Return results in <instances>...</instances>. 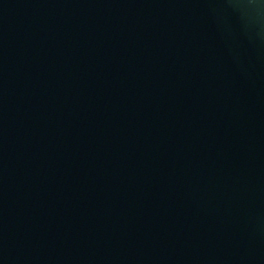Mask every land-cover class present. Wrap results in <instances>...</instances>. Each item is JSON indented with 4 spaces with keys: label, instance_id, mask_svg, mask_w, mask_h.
<instances>
[{
    "label": "water",
    "instance_id": "water-1",
    "mask_svg": "<svg viewBox=\"0 0 264 264\" xmlns=\"http://www.w3.org/2000/svg\"><path fill=\"white\" fill-rule=\"evenodd\" d=\"M247 3L0 0V264H264Z\"/></svg>",
    "mask_w": 264,
    "mask_h": 264
},
{
    "label": "clouds",
    "instance_id": "clouds-1",
    "mask_svg": "<svg viewBox=\"0 0 264 264\" xmlns=\"http://www.w3.org/2000/svg\"><path fill=\"white\" fill-rule=\"evenodd\" d=\"M244 6L254 10L257 16H264V0H248Z\"/></svg>",
    "mask_w": 264,
    "mask_h": 264
}]
</instances>
